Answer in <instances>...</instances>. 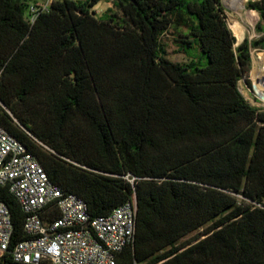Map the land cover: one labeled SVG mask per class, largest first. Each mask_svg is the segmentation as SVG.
Segmentation results:
<instances>
[{"label": "trees", "instance_id": "1", "mask_svg": "<svg viewBox=\"0 0 264 264\" xmlns=\"http://www.w3.org/2000/svg\"><path fill=\"white\" fill-rule=\"evenodd\" d=\"M25 6L0 0V125L92 217L136 202L117 264H264V108L239 88L264 0L247 3L262 36L239 46L222 0H53L34 25ZM168 33L187 61L168 57ZM0 202L26 240L7 188Z\"/></svg>", "mask_w": 264, "mask_h": 264}, {"label": "built area", "instance_id": "2", "mask_svg": "<svg viewBox=\"0 0 264 264\" xmlns=\"http://www.w3.org/2000/svg\"><path fill=\"white\" fill-rule=\"evenodd\" d=\"M51 3L29 5L26 21L34 25ZM0 187L9 190L27 215V239L13 244L11 212L0 202V258L9 255L12 264H117L118 255L134 241L135 201L107 216L92 217L87 204L52 183L27 147L1 125ZM52 207L59 216L45 217Z\"/></svg>", "mask_w": 264, "mask_h": 264}, {"label": "rangeland", "instance_id": "3", "mask_svg": "<svg viewBox=\"0 0 264 264\" xmlns=\"http://www.w3.org/2000/svg\"><path fill=\"white\" fill-rule=\"evenodd\" d=\"M31 1V0H28ZM41 2V4L45 3L47 0H38ZM23 2V1H22ZM249 0H247L245 3L241 4H233V3H227L224 0H222V3L226 9V17H227V23L234 32V34L237 37V44H241L246 38H248L250 41H255L262 36L261 33L256 32V25L259 22L260 18L257 12L253 10L247 9V3ZM112 8V3L110 2H101L97 5L95 8V13L98 17H102L105 14H107L108 9ZM115 11L116 9L113 8ZM240 9V10H239ZM24 11L26 14L29 12V6L24 7ZM248 16H253L256 18L254 21H248ZM234 20H237L240 27L242 28L241 33H236L233 22ZM175 36L172 33H168L163 37V42L167 46V55L168 57L174 61V62H185L187 61V56L180 52L178 50V47L175 43ZM236 44V45H237ZM252 69L248 75L249 80L251 81V87L249 88L245 81H241L239 83V88L245 99L252 105L257 108H264V99L262 98L261 94L259 93V90L255 87L254 81L251 77V72L254 67V62H260V67L262 68L264 66V62L260 59L264 55V49L262 48H252ZM250 98V99H249Z\"/></svg>", "mask_w": 264, "mask_h": 264}, {"label": "bare ground", "instance_id": "4", "mask_svg": "<svg viewBox=\"0 0 264 264\" xmlns=\"http://www.w3.org/2000/svg\"><path fill=\"white\" fill-rule=\"evenodd\" d=\"M241 1H243V0H241ZM247 18H248V21H251V22L256 19L251 15L250 16L247 15ZM233 27H234L237 34L242 32V28L240 27L237 20H234ZM260 60L264 62V55ZM251 77H252V80L254 81L255 87L259 90V93L261 94L262 98L264 99V66L261 68L260 62H254V67H253V70L251 72Z\"/></svg>", "mask_w": 264, "mask_h": 264}, {"label": "crops", "instance_id": "5", "mask_svg": "<svg viewBox=\"0 0 264 264\" xmlns=\"http://www.w3.org/2000/svg\"><path fill=\"white\" fill-rule=\"evenodd\" d=\"M20 1H23V2H26L27 3V6L31 5V4H41V2H39L38 0H31V1H28V0H20ZM48 1V0H47ZM46 1V2H47ZM53 1V0H52ZM255 85V84H254Z\"/></svg>", "mask_w": 264, "mask_h": 264}, {"label": "water", "instance_id": "6", "mask_svg": "<svg viewBox=\"0 0 264 264\" xmlns=\"http://www.w3.org/2000/svg\"><path fill=\"white\" fill-rule=\"evenodd\" d=\"M236 46H239V44H237ZM0 104L5 108V105L1 101Z\"/></svg>", "mask_w": 264, "mask_h": 264}]
</instances>
